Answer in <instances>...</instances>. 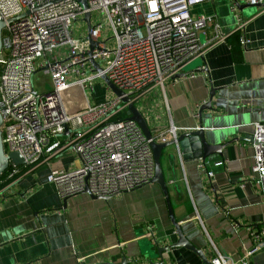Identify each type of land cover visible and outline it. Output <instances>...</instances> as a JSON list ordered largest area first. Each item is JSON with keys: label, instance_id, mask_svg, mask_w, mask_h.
Returning a JSON list of instances; mask_svg holds the SVG:
<instances>
[{"label": "crops", "instance_id": "crops-1", "mask_svg": "<svg viewBox=\"0 0 264 264\" xmlns=\"http://www.w3.org/2000/svg\"><path fill=\"white\" fill-rule=\"evenodd\" d=\"M252 1L207 0L192 7L194 18H212L200 33L203 55L182 69L187 77L170 79L137 103L155 138L169 142L170 129L181 133L202 124L208 144L226 146L205 160H185L173 146L161 160L175 220L210 263L214 246L232 260L244 256L254 247V228L263 238L252 264H264V184L253 169L255 125H264V9ZM238 17L246 22V47L240 45ZM217 24L225 41L214 40ZM210 101L212 109L201 111ZM79 167L70 151L19 167L11 194L0 197V264H120L124 256L135 264L160 262L154 246L146 255L147 228L155 227L161 246L177 240L160 186L148 183L108 201L88 192L63 198L48 176ZM164 260L203 264L183 247L166 252Z\"/></svg>", "mask_w": 264, "mask_h": 264}, {"label": "built area", "instance_id": "built-area-1", "mask_svg": "<svg viewBox=\"0 0 264 264\" xmlns=\"http://www.w3.org/2000/svg\"><path fill=\"white\" fill-rule=\"evenodd\" d=\"M205 1L87 0L88 30L86 11L77 0H0V22L6 24L0 52L6 156L17 153L25 166L33 168L63 152L75 153L78 169L52 171L47 178L63 198L85 192L115 197L148 184L155 168L151 141L129 119L121 98L98 101L95 90L101 86L106 93L111 91L102 75L136 103L163 88L203 55L200 33L212 18H194L191 8ZM233 11H238L236 6ZM245 28L246 22L238 17L242 47L249 43ZM215 30L214 40L225 41L227 35L220 32L219 24ZM91 42L96 45L93 49ZM38 70L51 78V91H35L33 78ZM179 132L172 128L168 133L175 138ZM155 139L167 141L163 135ZM254 140L253 169L264 184V125H255ZM203 170L213 177L206 165ZM19 173L20 168L10 163L0 197L11 194L13 178ZM249 230L254 243L249 252L232 260L214 246L211 264H252L263 232ZM147 238L156 239L153 225L147 228Z\"/></svg>", "mask_w": 264, "mask_h": 264}, {"label": "water", "instance_id": "water-1", "mask_svg": "<svg viewBox=\"0 0 264 264\" xmlns=\"http://www.w3.org/2000/svg\"><path fill=\"white\" fill-rule=\"evenodd\" d=\"M80 5L82 6L83 10L86 11L84 21L87 23L88 30L91 29V14L89 12V6L87 0H77ZM259 7L264 9V2L257 4ZM6 24L4 22H0V52L3 47V30L5 29ZM91 49H93L96 45L91 42ZM202 62H204V59L201 58ZM91 63L93 67L95 68V71L97 73H101L102 69L100 66L94 61L91 60ZM199 71H205V70H199ZM189 73L181 72L178 73L173 77V79H181L184 77H187ZM102 80L104 83L109 87V89L114 93L116 97L121 98L122 106H126L128 108V116L130 120L135 121L143 130L146 138L151 141V148L153 151V157H154V176L150 180L149 184H158L166 198V202L168 205L169 215L172 222V225L176 231L177 234V240L172 245H166L161 246L158 241L155 239L153 241H149V245L147 247L148 251L146 255L149 256L150 253H152L151 249L153 246L155 247V251L157 252L158 256L160 257V262L157 264H164V254L168 251H170L173 248L177 247H183L193 253H195L203 262V264H211L207 259L203 251L195 248L183 235L182 230L178 223L175 220L173 209L171 206L170 198H169V192L167 183L163 174L162 169V156L163 151L170 147H175L177 150V155L183 156V159L188 160H201L209 158L213 154H222V150L226 146H212L208 144L205 138V132L202 124H200V127L197 130H184L181 133H178L177 136L169 142L159 143L156 141L155 137H153L151 131L149 130V127L147 125V122L145 118L143 117L142 113L138 109L137 103L132 102L130 98L126 97L123 91H121L119 88H117L110 80L107 78L106 75H102ZM214 91L211 92V97L214 96ZM211 102H208L205 106L201 108V111L205 110H211ZM3 124V118L0 113V177L8 170L10 163L15 164L18 167L24 166L26 163L23 160V158L20 157L17 153H10L8 156L5 154L4 145H3V138H2V131L1 127ZM68 133V132H67ZM255 143V140H254ZM170 159L174 160L175 156L170 155ZM91 195V194H90ZM94 199H103L105 201L110 200L112 197H96L91 195ZM137 261L131 262L127 260V258L124 256L122 259V262L120 264H135ZM152 263V262H151ZM150 263V264H151ZM154 264V263H152Z\"/></svg>", "mask_w": 264, "mask_h": 264}, {"label": "rangeland", "instance_id": "rangeland-1", "mask_svg": "<svg viewBox=\"0 0 264 264\" xmlns=\"http://www.w3.org/2000/svg\"><path fill=\"white\" fill-rule=\"evenodd\" d=\"M33 87L35 91H40V92L51 91L52 80L49 76L43 73L42 70H38L33 78ZM114 96L115 95L112 91L106 93L101 86H98L95 90V97L98 101H102L105 100L106 98L114 97Z\"/></svg>", "mask_w": 264, "mask_h": 264}, {"label": "trees", "instance_id": "trees-1", "mask_svg": "<svg viewBox=\"0 0 264 264\" xmlns=\"http://www.w3.org/2000/svg\"><path fill=\"white\" fill-rule=\"evenodd\" d=\"M8 170L0 177V186L6 181V175H7ZM19 177V174H16L13 179H17Z\"/></svg>", "mask_w": 264, "mask_h": 264}]
</instances>
